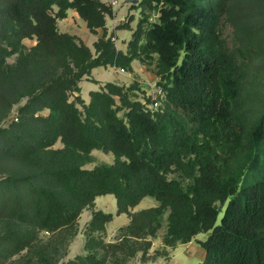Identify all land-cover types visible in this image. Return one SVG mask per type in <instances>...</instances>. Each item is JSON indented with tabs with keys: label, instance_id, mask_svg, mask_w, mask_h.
<instances>
[{
	"label": "trees",
	"instance_id": "obj_1",
	"mask_svg": "<svg viewBox=\"0 0 264 264\" xmlns=\"http://www.w3.org/2000/svg\"><path fill=\"white\" fill-rule=\"evenodd\" d=\"M143 6L158 21L142 19L124 53L108 36L114 10L102 0H0V105L13 106L2 88L28 98L18 121L0 128V174L17 168L0 178V221L11 223L0 234V260L29 252L42 233L76 236L83 211L113 195L130 224L106 243L114 215L94 211L87 255L65 264L145 256L166 214L165 247L207 234L202 264H264V67H253L264 60V0H143L132 8ZM71 9L91 33L104 30L95 54L59 31ZM28 39L37 44L26 51ZM155 58L163 109L150 110L135 86L107 83L89 104L79 96L93 69L133 72L135 60ZM93 150L115 162L85 169ZM146 197L159 205L133 212Z\"/></svg>",
	"mask_w": 264,
	"mask_h": 264
},
{
	"label": "rangeland",
	"instance_id": "obj_2",
	"mask_svg": "<svg viewBox=\"0 0 264 264\" xmlns=\"http://www.w3.org/2000/svg\"><path fill=\"white\" fill-rule=\"evenodd\" d=\"M118 7L116 10H120V12L125 15L124 20L121 24L130 25L132 28H135L136 25L146 17L148 18L147 23H154L158 21V12L154 10H149L146 6L139 8H133L134 10H138V12L134 11V16H128L129 11V3L127 0H117ZM142 2V0H141ZM116 3V1H115ZM119 15L118 17H120ZM139 18V21H138ZM133 19V21H132ZM112 18L108 19L109 27H112ZM260 24L264 25V21H259ZM120 24V25H121ZM118 26L119 28L121 26ZM71 24H67L64 27H67L68 31L74 32L75 37L81 42L83 40L79 35H82V27L79 24H76V29L72 30L70 27ZM129 27V26H128ZM75 28V26H74ZM137 28V27H136ZM60 31V30H59ZM61 32V31H60ZM70 32V33H71ZM112 32V30H111ZM224 37L229 41L230 44H234V35L232 33L231 28L227 26H223ZM112 34V33H111ZM131 30H118L116 35L118 36L117 45L122 49L126 48L125 40L128 41L131 37ZM73 35V34H71ZM95 39V37L91 34L90 40ZM113 39V38H112ZM115 39V38H114ZM92 41H90L91 43ZM26 51H29L32 47L37 44L36 39L25 40ZM84 43V42H83ZM115 43V41H114ZM116 44V43H115ZM17 55L10 57L7 62L12 65L16 62ZM136 63V67L140 66L138 62ZM156 58L154 61L146 64L145 67L147 69V78L144 80H134L129 85L123 84L122 86H135V93L142 102L151 104L155 101L156 96V87L158 80H153L156 73ZM255 65V70H260L261 67H264V60L261 62H257L253 64ZM98 72L103 73L105 80H108L109 83H118L119 79L116 72L111 68H98ZM126 72V71H125ZM136 75L139 77H144V74L137 69ZM152 77V79H151ZM37 79H43L44 77H36ZM123 82H121L122 84ZM6 92H9V99L13 102V106L9 109L7 105H0V128L8 127L12 122H17L16 119L19 117V110L22 106L27 103L28 98L18 99L17 94L10 93L11 91L2 88ZM100 90V85L98 83L86 81L83 85L82 97L86 100H89L91 91ZM73 100V96L71 97ZM160 102L158 109H163L165 107V100L157 99ZM80 107V106H79ZM81 108V107H80ZM159 109V110H160ZM42 114L48 115L49 111H44ZM124 118L125 112H120L119 114ZM63 144L61 141L57 142L54 146V149H62ZM92 160L90 163L84 165L85 169L92 170L97 166L103 164L112 165L115 162V156L112 153H104L100 150H93L91 153ZM2 169V168H1ZM10 171H17V168L13 166H6L3 172L1 171L0 178L6 177V174H9ZM29 171V170H26ZM172 178H179L178 175H172ZM188 184V181L185 182V185ZM159 205L158 201L155 198L146 197L141 203L135 208V212L147 210L153 207H157ZM101 210L105 213H112L115 215V218L118 216V206L117 200L113 195L100 196L96 199L95 205L91 208L85 209L78 220V228L77 234L74 237H71L67 231L58 232L54 235L48 233H42L40 235V242L29 252L25 251L20 255H17L8 261L0 260V264H65L68 261L74 260L77 256H85L87 255L86 251V243L88 237L90 235L89 232V223L91 222L92 215L94 211ZM222 216V215H221ZM168 214H166L162 221V228L159 230L157 237L152 239V247L149 250L148 254L145 256L142 252H139L136 257L129 259L124 264H202L206 252L201 245V242L206 241L208 235L207 234H199L197 235L190 243L180 244L176 248L165 247L163 244V237L166 234L167 230V221ZM127 219V216L123 215L121 218H118L114 223H110L108 229L104 234L101 235L102 239L106 243H115L118 241L119 237L123 234L121 233V229H115L117 226L123 225V221ZM11 226V223L0 221V234H2L8 227ZM99 236V235H97ZM106 255L101 252L100 257H105ZM171 257V259H170ZM107 264H117V259L114 256H106Z\"/></svg>",
	"mask_w": 264,
	"mask_h": 264
},
{
	"label": "crops",
	"instance_id": "obj_3",
	"mask_svg": "<svg viewBox=\"0 0 264 264\" xmlns=\"http://www.w3.org/2000/svg\"><path fill=\"white\" fill-rule=\"evenodd\" d=\"M115 1H116V4H114ZM102 2H104V3L108 4V5H111L113 7V10H114V17L112 18V20H113L112 21V27H109L108 22H107L108 19H109V17H107V20H106V30H107L108 36L109 37H112L113 39L115 38V43H116L115 45H116L117 49L123 51L124 53H126L128 51V44H129V42L133 38V33H134L137 25H136L135 28H132L131 23H130L129 27L126 28V29H130L131 32H132L131 37L129 38V40L128 41L125 40L126 48L125 49H122L121 47H118L117 41H118L119 38L116 35V32L118 30L119 31L120 30H125V29L119 28L118 26L121 24V22L126 17H124L125 15H123L120 12V10H116V8L118 7L117 0H102ZM134 11L138 12V10H134L132 8V6L129 4L128 16H134V14H133ZM119 15H121V16L118 17ZM132 21H133V19H132ZM138 21H139V18H138ZM67 24H71V26H68V28L70 27V29H72V30H75L76 29V24H79L82 27V29H83L82 30V35H79V36L83 40L84 44L86 46H88L92 50V52L95 54L94 44L103 36L104 30L103 29H99L96 34L91 33L89 31L88 27H87V23L79 16V14L77 13V11L74 10V9H71V10L68 11V17L67 18L58 20V27H59V30L61 31V33H67V34H70V35L73 34L72 36H75L74 35V32L68 31L67 27H64ZM74 26H75V28H74ZM111 30H112V32H111ZM91 34L95 37V39L90 40ZM90 41H92V42L90 43ZM135 62H138V64H140V66L136 67V63ZM132 66H133V72H127V71L126 72H122L121 69H119V68L111 67L116 72V74L118 76V79H119V82L118 83H114V84H118V85L127 84V85H129V83H131L134 80H139L140 81V80H144L145 78L148 79L147 78V74H146L147 69H146L145 65H143L140 61L135 60L133 62V64H132ZM99 68H105V69H107L108 67H99ZM138 68L144 74V77H139V76L136 75V72H137V69ZM97 69L98 68L93 69L92 70V73H91V77L84 78L83 81L80 83L81 93H80L79 96L82 98V100L86 104H89V102L91 100V97L90 96H89V100H86L85 98L82 97L83 85H84V83L86 81H89V82L91 81V82H94V83H98L100 85V90H98V91H101L104 88V86L107 83H109L108 80H105L107 78H104L103 73L98 72ZM153 76H155V77H153L154 78L153 80H156L157 81L158 78H157V76H156L155 73L153 74ZM151 79H152V77H151ZM121 82H123V83L121 84ZM91 92H94V91H91ZM75 95H77V94H75ZM73 99H74V97H73ZM134 210H133V212H135ZM123 215L127 216V219H125L123 221V225L117 226L115 228L117 230L122 229V228H125V227H127L130 224L131 219L126 214H122L120 216H117L116 218H115V215H114V220L112 222L114 223L118 218H121ZM109 224L107 225V229H108ZM171 249H173V248H171ZM170 259H171V257H170Z\"/></svg>",
	"mask_w": 264,
	"mask_h": 264
},
{
	"label": "built area",
	"instance_id": "obj_4",
	"mask_svg": "<svg viewBox=\"0 0 264 264\" xmlns=\"http://www.w3.org/2000/svg\"><path fill=\"white\" fill-rule=\"evenodd\" d=\"M114 4H116L115 2H114ZM113 41H115V39H112ZM121 71L122 72H125L123 69H121ZM156 96H155V101L153 102V103H151V104H149L148 105V108L150 109V110H156V109H158V107H159V105H160V102L157 100V99H162V98H165V92H164V90L162 89V88H160V87H156ZM16 121H18V119H16Z\"/></svg>",
	"mask_w": 264,
	"mask_h": 264
},
{
	"label": "water",
	"instance_id": "obj_5",
	"mask_svg": "<svg viewBox=\"0 0 264 264\" xmlns=\"http://www.w3.org/2000/svg\"><path fill=\"white\" fill-rule=\"evenodd\" d=\"M131 6H137L141 3V0H127Z\"/></svg>",
	"mask_w": 264,
	"mask_h": 264
}]
</instances>
